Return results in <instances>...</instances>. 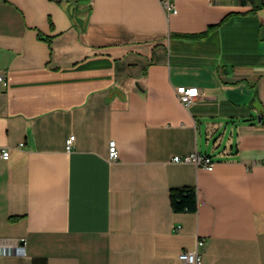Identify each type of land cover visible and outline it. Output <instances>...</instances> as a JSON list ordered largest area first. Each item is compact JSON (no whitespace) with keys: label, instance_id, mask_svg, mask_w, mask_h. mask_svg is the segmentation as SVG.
<instances>
[{"label":"crops","instance_id":"1","mask_svg":"<svg viewBox=\"0 0 264 264\" xmlns=\"http://www.w3.org/2000/svg\"><path fill=\"white\" fill-rule=\"evenodd\" d=\"M175 3L0 0V264H264V0Z\"/></svg>","mask_w":264,"mask_h":264},{"label":"built area","instance_id":"2","mask_svg":"<svg viewBox=\"0 0 264 264\" xmlns=\"http://www.w3.org/2000/svg\"><path fill=\"white\" fill-rule=\"evenodd\" d=\"M163 7L168 13H174L176 14L178 12L175 0H161ZM0 82H3L6 84V77L3 73H0ZM176 93L182 103L185 106L191 105L194 100L201 95V90L197 86H185L181 85L176 88ZM74 141V135L72 134L68 138V147L72 145ZM23 145V144H21ZM0 157L3 159H8L10 157V149L9 148H3L0 149ZM109 158L111 160H116L119 158V149L117 146L116 140H111L109 144ZM174 161L176 162H192L196 165H203L208 169H212L215 161L212 159V157L204 154H200L198 152H195L190 155L186 156H175ZM205 243V239L199 237L197 240V247L193 250H183L179 254L180 260L183 262V264H203V254L200 251V247L203 246ZM14 252V248L11 246H8L0 241V254H11Z\"/></svg>","mask_w":264,"mask_h":264},{"label":"trees","instance_id":"3","mask_svg":"<svg viewBox=\"0 0 264 264\" xmlns=\"http://www.w3.org/2000/svg\"><path fill=\"white\" fill-rule=\"evenodd\" d=\"M171 202L176 212H195L198 209L197 191L193 187L174 188L171 192Z\"/></svg>","mask_w":264,"mask_h":264},{"label":"water","instance_id":"4","mask_svg":"<svg viewBox=\"0 0 264 264\" xmlns=\"http://www.w3.org/2000/svg\"><path fill=\"white\" fill-rule=\"evenodd\" d=\"M251 3H255L256 0H249Z\"/></svg>","mask_w":264,"mask_h":264}]
</instances>
